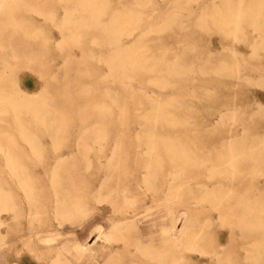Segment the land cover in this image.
<instances>
[{"label":"rangeland","instance_id":"1","mask_svg":"<svg viewBox=\"0 0 264 264\" xmlns=\"http://www.w3.org/2000/svg\"><path fill=\"white\" fill-rule=\"evenodd\" d=\"M79 1L84 2V0H0V76L4 74L3 77L1 76L0 80V93H4L5 95L17 96L21 92H25L29 97L33 95L32 97L37 98L35 99L36 102H44L43 104L39 103V105L37 103L35 104L37 105L35 107H38L37 109H39L38 115L40 114L39 112L41 109V113L45 114H41L44 117L39 116L40 119L39 117L38 119H36L37 117H33L31 113L27 114L24 111H11V107H9L10 105H4L6 106V108H9L10 111L0 113V185L4 189V191L6 190L5 194L7 198L11 197L13 192L16 193L17 191V193L19 194V198L21 199L20 201L24 205L22 193L17 189V186H15L16 183L11 180V175L8 171V164L12 157L15 158L19 150L27 149L28 146V148H43L48 151H52L54 148H56L57 150L59 149L57 152L62 153V159L60 160L63 163L61 162L62 165L61 167L57 168V172L59 174V178L62 180V186H64V188L67 186H71L70 182L66 181L65 176L69 175L68 173L70 172V167H72V164H85V158L80 157L79 155H77V153L83 151L84 149L87 150V148L89 149L91 148V146H94L93 144L97 143L99 144V147H101V145L103 147L99 148L98 145H96L97 147L95 146L96 148L94 147V149H103L105 147L104 149L106 153L111 150L110 148L114 149L113 147H115V150L120 153V156L116 159H113V161L117 163L127 162L129 166L132 167V172H134L135 164L142 167L143 161L141 159L136 160L132 156L133 153L130 151V149L136 148L137 150L138 148H145L142 147V145L147 146V143L144 142L145 140L142 138H145L146 141H151V139L149 138L155 140L156 134L159 136L162 135V137L170 136V139H165H168L167 142L170 143L172 139L177 137L178 139L175 138L174 140H177L172 142L176 144V142L180 140L181 142H178L177 145L181 147H184V144L186 143L189 151H186L187 147L185 145V149L182 148L185 152L183 153V151H180L181 147H178V149L176 145L175 147L178 150L175 149V151L174 149H172V151L174 150L173 155L175 156V154L177 153V156L178 153L180 154L182 152L181 156L184 157V160L187 156L185 160L187 164L182 158L181 160L178 158V160L180 161L179 162L178 160H176V157L175 159L173 158L174 156L172 157L174 159L173 162L171 161L173 165L172 170L175 174L174 177L176 176V174H178V171L179 175L183 176L182 177L177 175L178 178H174V185L177 183L175 185L176 188H174L175 195H173V198L175 196V199L172 198V201L170 202L171 205H169L172 208L171 210H173L174 208L175 211H169L168 207L163 206L164 201L161 200L162 198L157 201L156 199L154 200V198L158 199L161 195L154 194L150 191L149 193L146 186L142 185L143 183L141 182L140 178L142 176V171L140 169H137L136 173L131 172L129 175L125 176L123 172L117 167L112 168L113 174H118L121 179V181H117L118 188H120V190H118V195L120 197L119 202L122 206H124L123 209L131 208L132 210L134 208L136 210L138 208L136 212H140L138 215V217H140L136 219V224L139 225L136 226L135 224H133L132 227L134 226V228H131L129 227V224L124 221L120 223L116 222L115 224L118 223V225H115L113 222H111L112 219H120L122 218V216L121 214H117L118 216H112V207H110V204H108L110 203L111 199L107 198L108 192L103 191L104 193H102L101 200L103 201L104 199V201L101 204H97L94 200H88V204L85 206L86 208L82 206L84 211H81L76 215V218L78 220L75 219L76 222L73 221L71 223L72 225L74 224L73 226L70 224V222H66L64 223V226L59 228L61 229L60 234H57V231L53 230L49 235H38L36 237V244L38 248L35 249L31 247L30 253L25 255L19 264H39L45 259L49 262L51 253L47 250V248L53 244L57 247L61 246L67 241L78 242L85 245L86 247L92 248L96 264H103L105 261H112L114 259V261H116L117 263L120 258H122L123 260L126 258L124 261L121 259V264H129L133 256L137 254L139 256H142L140 253L143 247L148 246L151 249L153 246L158 245L157 243L160 242L159 238L161 237V231L165 227L168 228V226L170 228V232L179 240L183 237V235L186 234V236L183 237L184 239L182 238L181 243L180 241H178L179 247H176L177 249L179 248V250L182 248L181 251L175 248L174 252L176 254V250L179 251L175 255V260L180 258V260H178V262L180 261V263L184 261L186 263L187 260L184 259L188 258V255L190 254V251L185 250L186 248L184 241L187 235L188 237H191V235L193 234L196 235L195 232H197L198 234L199 232L204 231L203 238L205 240H211V236L214 241L217 236L222 237L223 240L220 241L221 245H219V247H225L230 242L238 241L237 243H239V238L229 240L228 237V232L230 231V229L233 228L236 232L239 231L237 224H232L236 222L234 216L236 213L246 210L244 209V206H242V204L245 205L251 202L256 212L260 213L261 211L262 213H264V207H262L264 206V181L261 180L250 183L242 180L243 182H233L225 179V177L223 176L216 175V173H214H219V163L217 161V155L220 148L218 147V145L220 146V140H217L219 138V129L217 125L219 121V113H217L219 104L217 98H219L221 95V89L219 90L218 88V79L221 78L218 75L220 68L218 66H220L219 62L221 59L219 57V52H222L220 53L221 55L225 53V49L223 50V48H221V43H225L229 45V47L233 46L240 54L248 57L251 50L250 48H248L247 44L252 41L254 35L256 34V31L253 32L254 27L250 24V20H252L253 17H249L242 20L243 31L238 29L234 33V35L229 34L231 35L229 36L226 34L227 37L229 36L227 38L225 37L226 35L222 28L223 23L221 24L220 22H226L230 19L233 21L237 19V17H235V15H238V8L236 10V6H240L244 3V6H246L250 3H256L257 1L261 2L262 0H88L94 2L93 6L92 4L90 5V2L88 3L87 0L82 5ZM135 2L137 4H135ZM138 2L140 3V5H138ZM131 3H134L135 6H133ZM84 4H86V6ZM262 5L264 6V2L262 3ZM93 8L95 9L93 10ZM132 8L133 10L136 8V10H132L133 14H135L137 11L138 15L139 10L140 14L142 12V14L139 15L140 19L143 17L141 20L136 19V17L139 18L136 14V17L131 14L132 16H134L135 20H140L138 22H143L142 24L137 23L136 25L137 21L135 22L134 18L128 15ZM141 8L145 12H143ZM127 10L129 12H127ZM96 11H103L102 14L104 13V15H100V12L97 13ZM115 11H117V14L121 17L116 15ZM92 12H96V17H94L95 14H93ZM124 13H126V18ZM221 16H224V18ZM98 17L101 21L97 19ZM114 18H118L120 21H122L119 22V20H116ZM223 19L225 21H223ZM96 21L99 22L97 23ZM125 21L127 23H125ZM129 21L130 23L128 24ZM132 22L133 24H131ZM10 23L13 25H9ZM109 23L110 25L113 24L112 26L115 27L118 25L120 27L121 24L123 25V23L124 25L120 27V32L116 33L115 35L112 34L114 32H111V26L109 25ZM260 23L261 28L259 26ZM260 23L258 24V26L263 30L262 35H264V23ZM5 25H7V28ZM247 25L249 26L247 27ZM15 26H17V30H15L14 32L13 29L15 28ZM219 26H221V30L219 29ZM117 28L118 27H116V29ZM123 29L124 31L125 29L128 30L126 31L129 33L128 36H126L127 33H125ZM148 29L151 30L149 31ZM121 30L124 33L120 34L122 32ZM109 31L111 32V34L109 33ZM133 31L135 32L134 34ZM220 31H222L223 34ZM10 32H14L15 34H11ZM242 32L244 33V35ZM118 37L121 38L122 41H125L118 43ZM123 37L127 38L124 39ZM238 40L239 42H236ZM131 44L132 46H130ZM125 46H128V48H130L129 50L133 48L134 50L136 49L135 53L134 50L128 51L127 47ZM137 46L140 48H137ZM122 49L124 52L123 57L121 55V58L118 57L120 60H118L117 58L116 61H114L115 64H112L114 65L112 67H114L115 70L113 71V68H110L109 66L111 65L110 62L113 63L111 58L114 54H112L111 51L115 50L116 52H122ZM257 50L261 53L259 54L262 55L258 59L264 66V48H257ZM125 52L129 54L127 55ZM137 53L139 55H137ZM230 54L231 52H229L228 63L233 61ZM162 55L165 57H163ZM159 56L161 58L163 57V60L159 59ZM108 59H111V61L109 62ZM147 59L149 60L150 64L148 63V61H146ZM164 59L166 61H164ZM175 59H177V61ZM181 59H184L183 63L186 62L185 64L187 67L185 66V64L181 63ZM258 59H252V61H257ZM132 60L136 61L135 64H133L134 66L130 64ZM123 61L128 62L124 63V66L122 64L121 67L120 65L117 66L116 63L120 64V62ZM144 61L147 63L143 64ZM155 62L156 64H154ZM168 63H171L170 65H173V67H170ZM176 63H179V65L181 63V67ZM242 63L244 62H241V64ZM137 65H140L141 69L138 68L139 66L136 67ZM157 65L159 66V68L157 67ZM132 66L134 68L133 71L130 70L132 69ZM174 66H177V69H179V72L177 71V73L179 74L175 73L176 67ZM182 66L186 70L182 69ZM115 67L117 68V70ZM143 67H145L146 69ZM111 69L113 75L111 74ZM123 69L125 70L124 72ZM151 69H154V71H151ZM172 69H175V71L173 70L175 74H173V72L171 74ZM181 69L182 71L184 70L183 73ZM126 70L128 71V73H126ZM138 70H140V72ZM131 71L135 72L132 73ZM151 72H154V74H151ZM123 73L125 74V76L127 74L128 75L125 77ZM167 73H169V75ZM164 76L167 79L168 83L164 81ZM119 78L121 79L119 80ZM155 78L156 80H161H157L156 82H154L153 80ZM150 80L152 81V83H150ZM164 82L166 85L164 84ZM153 83H157L155 84L156 86L153 85ZM162 83L167 86V88L163 86ZM168 84L171 87L168 86ZM256 87H254V89ZM255 90L257 92L261 91L259 92L260 94H264L263 88L257 87ZM252 94L244 93L238 95L236 98L237 107L242 108L241 106L243 103V99L247 100L248 97L254 98L256 96L254 93ZM148 95H151L150 97L152 99H149L150 97ZM113 98L115 100H113ZM153 98H155V100ZM156 99H158L160 102H158V100L156 101ZM149 100L150 103L148 102ZM153 100L160 106L154 104V102L152 103ZM167 101L168 103L172 101V103H170L171 106L167 103ZM166 103L169 107L164 106L166 105ZM262 103L264 104V99L262 100ZM42 106L45 108L43 109ZM162 106L165 108H161ZM155 107L157 108V111ZM148 109H151V112ZM45 111L48 113L46 114ZM153 112L155 113L154 115ZM156 112L164 116H160L156 114ZM173 115H176L175 117L178 118L177 120L179 122ZM149 116L153 117L150 118ZM154 116H159L156 119H161V121L159 120L158 122L164 124V127H158L159 130H157L158 128L155 130L152 127V125H154L157 121ZM168 116L171 118L169 119ZM16 117L19 118L18 120L20 122L16 121ZM162 117L168 118H166L167 120H164ZM146 118H148L147 123ZM170 120H174L173 125ZM186 120L188 121V123ZM42 121L45 123L43 124ZM150 121L151 129L153 128L154 130L150 129ZM162 121H164V123ZM182 121H184L185 123L183 122L184 124H181ZM21 122L24 124V126ZM39 122H41V124H39ZM158 122L157 124L158 126H160L161 124H159ZM165 122L168 124H166ZM169 123H171V127H169ZM167 125L169 130L166 128ZM22 126L24 128H22ZM45 128L48 129L46 130ZM101 128L104 132H102ZM49 129L51 130L49 131ZM148 129V132H151L150 134L146 132V130ZM239 129L238 133L241 134L243 130L241 129V127ZM154 131L158 132L159 134H155ZM104 133H106V136H104ZM135 134H139V138L135 137ZM94 135L95 137L97 136V138H95ZM103 136L105 139L103 138ZM24 137L27 140H25ZM98 137H101V139L104 140L101 141V139H99ZM135 138H137V140L139 139V141H137ZM94 139H97L99 141H95ZM140 141L141 144H139ZM167 142L164 143L167 145ZM135 143H138V148ZM156 143L157 146L159 144L162 145L160 147L161 149H163V142H161V144L160 141L156 139ZM166 149L167 147L165 146V149H163V151H165ZM71 153L72 155H76L72 156ZM190 153H192V156L189 155ZM193 154L195 157L193 156ZM66 155H68V157H65ZM5 157H9L7 161ZM193 158H195V160ZM48 159L50 160L51 157H48ZM48 159L45 157V160ZM90 160H92V166L94 165L95 167L97 160H95V158H91ZM36 161L37 160H35V158H33L32 160L26 158L25 156H21L20 164H22L21 167L23 168V171H25V180L27 183H32V186L36 191L35 195H37L38 198H51L52 188L50 187V180H48L50 179L48 178L50 176V169H45L43 166L38 165V161ZM181 161L184 162L182 163ZM190 161L193 162V166L191 164L192 162ZM184 163L186 165H189L184 166ZM80 167L83 168V166ZM175 167L177 172L175 171ZM26 173H28V175ZM29 174L31 175L30 178L32 179H29ZM133 174H136L138 180L140 179V185L136 182V180L131 179L133 177ZM177 179L178 181H175ZM180 184L185 185L186 189L184 188V186H180ZM128 188L130 190L129 195V192H127ZM69 190L73 191L71 189ZM177 190L179 192H177ZM145 192H147V195L143 194ZM151 193L153 196L151 195ZM136 194H139V196ZM123 195L129 199L131 198V201L127 199V201H129L130 203L132 201L134 202V200L136 201L134 203L132 202L131 205L129 203L130 206L126 208L125 206L127 205L124 201L126 199L123 198ZM210 195H214L216 197L214 198V196ZM243 195L244 197L246 195L251 197L249 198L248 196H246L244 199ZM205 196L210 198L208 199ZM241 196L243 200L241 199ZM210 199H213L214 202H209ZM238 199L241 203L238 202ZM72 200L74 201V199ZM178 201L181 203H178ZM256 204L258 205V208H261L260 210L257 208ZM96 206H98V208ZM152 206H155L156 208H154L156 210ZM143 208L144 210H142ZM157 210L159 211V213ZM167 211L169 214L167 213ZM10 212L11 210L4 213V216L7 219V226L4 227V229H6L5 232L7 233H5V236H7L5 237V244L3 243L2 246L0 245V247H2L0 248V251L4 252L3 255H0V264H14V259L10 254V247L11 245H13L14 241L11 238L12 235L10 231H8L10 229V226L12 225V212ZM50 212L51 211L43 214V220L41 223H48V220H51V223L57 224L56 220L53 217V214H50ZM146 212L148 214H146ZM110 216H112L113 218H110ZM126 216H129L128 213L126 214ZM157 217L158 219L153 220V218ZM10 218L11 220L8 221ZM164 218L166 219L163 221ZM208 219H210L211 221H207ZM123 223H125V226ZM112 226H115L116 228H113ZM140 227L142 228V230ZM207 227L209 229H207ZM117 229L119 230V232L117 231ZM109 230L111 234L109 233ZM181 231H183L184 233ZM208 231L211 232L209 233ZM153 232H155L154 235L152 234ZM119 233H122L123 235ZM139 236H143L141 238V240L143 239V244L141 246H145H143L142 248L137 245V237ZM132 241H136V244ZM152 243H155V245H153ZM133 244H135V246L139 249L136 248ZM123 248L126 249L123 251ZM137 250H139L140 253ZM133 252L137 254L134 255ZM198 253H196L195 255L197 257L196 260H198L199 258L203 259V262L200 264L210 263V261H212L210 257H208V255L204 257L203 254L201 255V253H199L198 255ZM142 257H145L143 261L148 262V260H146V256ZM262 257L264 258V253H262ZM127 258L129 262H127ZM149 260L150 262H154L151 259ZM48 262H46L45 264H47ZM142 264L150 263L144 262Z\"/></svg>","mask_w":264,"mask_h":264},{"label":"bare ground","instance_id":"2","mask_svg":"<svg viewBox=\"0 0 264 264\" xmlns=\"http://www.w3.org/2000/svg\"><path fill=\"white\" fill-rule=\"evenodd\" d=\"M86 0H84L85 2ZM88 1V0H87ZM93 1V0H92ZM92 1H88V3L92 6L94 4V2ZM241 1V0H240ZM80 2V1H79ZM83 1L80 2L81 5L84 3ZM92 2V3H91ZM151 2V1H150ZM262 3L264 2V0L261 1ZM261 2H256V3H250L246 6H244V4L240 5V6H236V10L238 8V15H235V17H237V19L235 20H229V21H226V22H220L223 26V31L225 32V35H229V34H233L238 30H242L243 28V25H242V20L243 19H247L249 17H253L252 20H250V24L254 27L253 28V32L256 31V34L254 35L252 41L247 44L248 48H250L251 52H250V55L248 57H246L245 55H242L240 54L236 48H234L233 46H230L225 44V43H221V48H223V50L225 49V53L223 55H221L220 53L222 52H219V57L221 58L220 59V67L219 68V76L221 77L220 79H218V88L219 90L221 89V95L219 98H217L218 100V111L217 113H219V121H218V129H219V138L217 140H220L219 143H220V146L218 145L219 148V153L217 155V161L219 163V173L217 174V172H214L216 173V175H220V176H223L225 177V179H228L230 181H242V180H245L247 182H250V183H253V182H256V181H264V104L262 103V100L264 99V94H260L259 92H257L255 89L257 87H260V88H263L264 89V66L262 65L261 61H259V57L262 56L260 55L261 53L257 50V48H264V38L262 35V29L261 28V23L260 22H263L264 23V6L262 5ZM133 6L134 3H131ZM135 4H137L135 2ZM150 4V3H149ZM239 4V3H238ZM237 4V5H238ZM86 6V4H84ZM138 5H140V3L138 2ZM144 5V4H143ZM137 6V5H136ZM1 7V5H0ZM89 7V5H88ZM124 7V5H123ZM140 7V6H139ZM142 7V6H141ZM128 8V7H127ZM126 8V9H127ZM131 8V7H130ZM95 8H93L94 10ZM125 9V8H124ZM119 10V9H117ZM130 10V9H129ZM132 10L133 8L131 9V13L127 10V12H129L128 15H130L131 17L134 18L135 14L137 15V11L135 14L132 13ZM136 10V8L134 9ZM133 10V11H134ZM141 10L143 11V9L141 8ZM235 10V11H236ZM98 11V10H97ZM96 11V12H97ZM140 11V10H139ZM138 11V17L140 14V12ZM96 12L93 13L95 14L92 15L94 17H96ZM100 12V15L102 14L101 11ZM97 12V13H99ZM116 12V15L117 14V11ZM119 12V11H118ZM145 12V11H143ZM234 12V11H233ZM113 13V12H112ZM123 13V12H121ZM215 13V12H214ZM224 13V12H223ZM229 13V12H228ZM237 13V12H236ZM125 14V18H126V13ZM131 14H133L134 16H132ZM227 14V12H226ZM104 15V13L102 14ZM115 15V16H116ZM211 15V14H210ZM209 15V16H210ZM219 15V14H218ZM99 16V15H98ZM114 16V15H113ZM120 16V15H118ZM144 16V15H143ZM213 16V15H212ZM220 16V15H219ZM227 16V15H226ZM229 16V15H228ZM233 16V15H232ZM121 17V16H120ZM136 17V16H135ZM142 17V16H141ZM145 17V16H144ZM211 17V16H210ZM224 18V16H221ZM143 18V17H142ZM141 18V19H142ZM227 18V17H226ZM232 18V17H230ZM94 19V18H93ZM98 20L99 17L97 18ZM96 19V20H97ZM116 20H119L118 18H114ZM122 19V18H121ZM124 19V18H123ZM129 19V18H128ZM131 19V18H130ZM136 19H140L136 17ZM140 19V20H141ZM146 19V18H145ZM112 20V18H111ZM138 20V21H140ZM227 20V19H226ZM262 20V21H261ZM70 21V20H69ZM101 21V20H100ZM122 21V20H121ZM119 20V22H121ZM132 21V20H131ZM134 21L136 22L137 20H135L134 18ZM133 21V22H134ZM136 22V25L137 23H143V22ZM219 21V20H218ZM217 21V22H218ZM223 21H225L223 19ZM97 22V21H96ZM99 22V21H98ZM97 22V23H98ZM109 22V21H108ZM111 22V21H110ZM114 22V21H113ZM118 22V21H117ZM133 22L131 24H133ZM13 23V22H12ZM68 23V21H67ZM125 23H127L125 21ZM130 23V21L128 22V24ZM216 23V22H215ZM219 23V22H218ZM260 23V24H259ZM262 23V24H263ZM15 24V23H14ZM94 24V22H93ZM105 24V23H104ZM108 24V23H107ZM115 24V23H114ZM121 24V23H120ZM127 24V25H128ZM260 28H259V26ZM9 25H13V24H9ZM9 25H8V28H9ZM16 25V24H15ZM110 25V23H109ZM108 25V26H109ZM113 25V24H112ZM111 26V32H114L112 34H115L116 33H119L120 32V27L124 25L121 24V26L118 27L116 29L115 26ZM135 25V23H134ZM6 28H7V25H5ZM4 26V27H5ZM105 26V25H104ZM249 25H247L248 27ZM107 27V26H106ZM113 27V28H112ZM129 27V25H128ZM131 27H134V26H131ZM137 27V26H136ZM218 27V26H217ZM221 26H219V29H220ZM258 27V28H257ZM263 27V26H262ZM14 28V27H13ZM16 28V29H15ZM15 28L13 29V31L15 32V30H17V26H15ZM104 28V27H103ZM124 28V27H123ZM130 28V27H129ZM105 29V28H104ZM122 29V28H121ZM152 29V28H151ZM151 29H148L149 31ZM147 30V31H148ZM159 30V29H158ZM221 30V29H220ZM122 31V30H121ZM124 31V29H123ZM121 32L120 34L122 33H127L126 36H128V30L125 29L124 32ZM132 31V30H130ZM135 31V30H134ZM133 31V34L135 33ZM243 31V30H242ZM14 32H10L11 34H13ZM19 32V31H18ZM111 32L109 31V33L111 34ZM145 32V31H143ZM153 32V31H151ZM222 33V31H220ZM240 32V31H239ZM245 32V31H244ZM20 33V32H19ZM18 33V34H19ZM243 33V32H242ZM15 34V33H14ZM132 34V33H131ZM146 34V33H145ZM223 34V33H222ZM114 35V36H115ZM227 35L225 37H227ZM244 35V33H243ZM242 35V37H243ZM13 36V35H12ZM113 36V35H112ZM118 36V35H117ZM121 36V35H120ZM119 36V37H120ZM130 36V35H129ZM231 36V35H229ZM228 36V37H229ZM110 37V36H109ZM118 37V38H119ZM143 37V36H142ZM227 37V38H228ZM245 37V36H244ZM116 38V37H115ZM124 39H126L127 37H123ZM239 38V37H238ZM230 39V38H229ZM234 39V38H233ZM241 40V39H240ZM112 41V40H111ZM118 41V40H117ZM125 41V40H124ZM122 41L121 38H119V42H124ZM116 42V41H114ZM140 42V41H139ZM224 42V41H223ZM236 42H239L236 41ZM135 43V42H134ZM111 44V43H110ZM109 44V45H110ZM113 44V42H112ZM111 44V45H112ZM119 45V44H118ZM123 45V44H121ZM135 45V44H133ZM138 45V44H137ZM132 46V44L130 45ZM111 47V46H110ZM121 47V46H119ZM118 47V48H119ZM127 47L128 51H133V49L129 50L130 48H128V46H125ZM136 47V46H134ZM137 48H140L137 46ZM115 49V48H114ZM121 49V48H120ZM143 49V48H142ZM113 50V48H112ZM118 50V49H117ZM136 50V49H135ZM135 50H134V53H135ZM145 50V49H144ZM126 51V49H125ZM127 51V52H128ZM139 51V50H138ZM222 51V50H221ZM115 50L114 51H111L112 54H114L112 56V61L113 63H111V59H108V61L110 62L111 65L110 68L114 65L112 64H115L114 61H116V59L118 57H120L122 55L123 57V49H122V52L119 51V52H116ZM125 52L127 55L129 53ZM229 52H231V57L233 59L232 62L228 63V57H229ZM122 53V54H121ZM260 53V54H259ZM125 54V56H126ZM133 54V53H132ZM142 54V53H141ZM109 55V56H110ZM131 55V53H130ZM137 55H139L137 53ZM221 55V56H220ZM133 56V55H132ZM144 56V55H143ZM163 56V55H162ZM130 57V56H129ZM135 57V56H134ZM141 57V55H140ZM139 57V58H140ZM160 57V56H159ZM165 57V56H163ZM163 57L159 58V59H162L163 60ZM252 57V58H251ZM121 58V57H120ZM131 58V57H130ZM129 58V59H130ZM133 58V57H132ZM138 58V56H137ZM115 59V60H113ZM158 59V58H157ZM158 59V60H159ZM231 59V60H232ZM252 59H258L257 61H252ZM118 60H120L118 58ZM122 60V59H121ZM137 60V59H136ZM161 60V61H162ZM177 61V59H175ZM180 60V58H179ZM261 60V59H260ZM125 61V60H124ZM120 62L119 63H116L117 66L120 65L121 67V64L123 65L124 63L128 62ZM146 61H148L149 63V60L147 59ZM160 61V62H161ZM164 61H166L164 59ZM163 61V62H164ZM174 61V60H173ZM175 61V62H176ZM181 63L182 64H185L186 62L183 63L184 59H181ZM186 61V59H185ZM188 61V60H187ZM119 62V61H118ZM135 60L131 61L130 64L133 65L135 64ZM151 62V61H150ZM162 62V63H163ZM174 62V63H175ZM179 62V61H178ZM241 62H244L241 64ZM108 63V62H107ZM142 63V62H141ZM146 64L147 62H143V64ZM153 63V62H152ZM172 63V62H171ZM171 63H168V65H170ZM179 65V63H176L177 65H179L181 67V64ZM264 63V61H263ZM109 64V63H108ZM129 64V65H130ZM139 64V63H138ZM150 64V63H149ZM156 64V62L154 63ZM160 64V63H159ZM173 64V63H172ZM78 65V64H77ZM125 65V64H124ZM123 65V66H124ZM162 65V64H161ZM161 65H160V68H161ZM174 65V64H173ZM173 65L170 67H173ZM188 65V63H187ZM134 66V65H133ZM133 66H132V70L133 71ZM139 66V67H138ZM186 66V64H185ZM119 67V68H120ZM127 67H128V63H127ZM136 67L140 68V65H137ZM142 67V66H141ZM156 67V66H155ZM157 67L159 68V66L157 65ZM169 67V66H168ZM169 67V68H170ZM176 67V71L175 69H172L171 71V74L173 72V70L175 71L176 74H179L177 73V71L179 72V69H177V66H174ZM187 67V66H186ZM113 68V71L115 70L114 67ZM116 68V67H115ZM118 68V69H119ZM145 68V67H143ZM150 68V67H149ZM152 68V66H151ZM166 68H167V65H166ZM168 68V69H169ZM179 68V67H178ZM121 69V68H120ZM119 69V70H120ZM141 69V68H140ZM146 69V68H145ZM144 69V71H145ZM164 69V68H163ZM182 69L186 70L185 68H183L182 66ZM181 69V71H182ZM188 69V68H187ZM117 70V68H116ZM118 70V71H119ZM122 70V69H121ZM128 70V68H127ZM126 70V73H128V71ZM129 70V71H130ZM170 70V69H169ZM183 70V71H184ZM189 70V69H188ZM218 70V69H217ZM125 70L123 69V72ZM131 71V72H132ZM137 71V69H136ZM140 72V70H138ZM150 71V69H149ZM151 71H154V69ZM167 71V70H166ZM165 71V72H166ZM182 71V73H183ZM135 72V71H134ZM132 72V73H134ZM148 72V71H146ZM156 72V71H155ZM164 72V71H163ZM116 73V72H115ZM121 73V72H119ZM173 72V74H175ZM111 74H112V69H111ZM110 74V75H111ZM149 74V73H148ZM151 74H154V72H151ZM169 75V73H167ZM4 75V74H3ZM3 75H1L3 77ZM113 75V74H112ZM122 75V74H120ZM123 75L125 76V74L123 73ZM128 75V74H127ZM126 75V76H127ZM165 75V74H164ZM1 76H0V80H1ZM125 76V77H126ZM130 76V75H129ZM167 76V75H166ZM176 76V75H174ZM113 77V76H112ZM162 77V76H161ZM171 77V75H170ZM173 77V76H172ZM115 78V77H114ZM113 78V79H114ZM118 78V76H117ZM130 78V77H129ZM165 78V76L163 77V79ZM179 78V77H177ZM121 78H119L120 80ZM162 79V80H163ZM173 79V78H171ZM116 80V79H115ZM123 80V79H122ZM158 80V79H157ZM156 78L153 80L154 82L157 81ZM161 80V79H159ZM158 80V81H159ZM151 81V80H150ZM149 81V82H150ZM167 82V79L165 78V80ZM117 82V81H116ZM127 82V81H126ZM125 82V83H126ZM152 83V81L150 82ZM161 83V81H160ZM168 83V82H167ZM124 84V83H123ZM157 84V83H155ZM153 83V85H155ZM159 84V83H158ZM163 84V83H162ZM165 84V82H164ZM163 84V86H165ZM170 84V83H169ZM168 84V86H170ZM172 84V83H171ZM129 85V84H128ZM126 86V84H125ZM156 86V85H155ZM257 86V87H256ZM128 87V86H127ZM158 87V86H157ZM156 87V88H157ZM162 87V86H161ZM167 88V86H165ZM171 87V86H170ZM169 87V88H170ZM254 87H256L254 89ZM163 88V87H162ZM160 89V88H159ZM163 90H166V89H163ZM254 91V92H253ZM219 92V91H218ZM244 93H254L255 97L254 98H249L247 100H244L243 99V103H242V108H238L237 107V103H236V98L238 95L240 94H244ZM220 94V93H219ZM111 95V93H110ZM253 95V94H252ZM33 96V95H32ZM29 97L25 92H21L19 95L17 96H14V95H5L4 93H0V113L1 112H8V111H18V112H21V111H24L26 112L27 114L31 113L33 115V117H37L36 119H38V117L40 116H43L41 114H44V113H41V110H40V114L38 115V111L39 109H37L38 107H35L37 105H35L36 103L39 105V103L43 104L42 102H36L35 99H37L36 97ZM149 97L151 95H148ZM219 96V95H218ZM217 96V97H218ZM251 96V95H250ZM45 97V96H44ZM113 97V96H112ZM111 97V98H112ZM147 97V96H145ZM153 97V96H152ZM43 99V98H42ZM46 99V98H45ZM44 99V100H45ZM149 99H152L151 97ZM155 100V98H153ZM252 99V100H251ZM112 100V99H111ZM113 100H115L113 98ZM112 100V101H113ZM154 100L152 101V103L154 102ZM158 99H156L157 101ZM39 101V99H38ZM42 101V100H41ZM170 101V100H168ZM167 101V103H168ZM46 102V101H45ZM114 102V101H113ZM118 102V101H117ZM116 102V103H117ZM150 103V100L148 101ZM158 102H160L158 100ZM164 106H167L168 104L170 105V103H172V101L170 103H168ZM40 104V106H41ZM154 104L158 105L156 102H154ZM162 104V103H161ZM165 104V103H163ZM174 104V103H173ZM172 104V105H173ZM3 105V106H2ZM4 105H10L9 107H11V109L9 110V108H6V106ZM39 106V107H40ZM44 106V105H43ZM42 106V107H43ZM160 106V105H158ZM171 106V105H170ZM169 107V106H167ZM166 107V108H167ZM45 107H43L44 109ZM156 108V107H155ZM161 108H165V107H161ZM153 109V108H151ZM151 109H148L149 111ZM159 109V107H158ZM102 110V109H101ZM100 110V111H101ZM161 110V109H160ZM164 110V109H163ZM166 110V109H165ZM155 111V110H154ZM156 111H157V108H156ZM43 112V111H42ZM46 112V111H45ZM112 112V111H111ZM151 112V111H150ZM159 112V111H158ZM164 112V111H163ZM167 112V111H166ZM48 112H46L47 114ZM165 113V112H164ZM170 113V112H169ZM146 114V112H145ZM151 114V113H150ZM155 113L153 112V115ZM156 114H158L156 112ZM167 114V113H166ZM172 114V113H171ZM169 114V115H171ZM174 114V113H173ZM45 115V114H44ZM112 115V113H111ZM125 115V114H124ZM147 115H148V112H147ZM160 116H164V115H161V114H158ZM168 115V114H167ZM145 116V115H144ZM156 116V115H155ZM154 116V117H155ZM174 116V115H173ZM176 116V115H175ZM174 116V117H175ZM39 117V119H40ZM44 117V116H43ZM42 117V118H43ZM46 117V116H45ZM150 118L153 117V116H149ZM159 117V116H158ZM158 117H155L158 118ZM169 117V116H168ZM168 117H162L164 120ZM149 118V120H150ZM171 117H169L170 119ZM16 121H19L18 117L15 118ZM148 118H146V123H147V120ZM154 119V118H153ZM154 119V120H155ZM175 119L177 120L178 118L175 117ZM46 120V119H45ZM152 120V121H154ZM157 120V119H156ZM161 121V119H159ZM157 120L155 122L154 125H152V127L156 130L158 127L159 128H162L164 127V124H161L159 123ZM167 120V119H166ZM182 120V119H180ZM185 120V119H184ZM39 121V120H38ZM144 121V120H143ZM178 121V120H177ZM187 121V120H186ZM190 121V120H189ZM20 122V121H19ZM43 122V121H42ZM145 122V121H144ZM157 122L159 124H161L160 126H158ZM164 123V121H162ZM172 122V125L174 123V120L171 121ZM179 122V121H178ZM177 122V123H178ZM184 121H182L181 124H184L183 123ZM22 123V122H21ZM45 122H43L44 124ZM166 123V122H165ZM176 123V122H175ZM188 123V121H187ZM23 124V123H22ZM39 124H41V122H39ZM150 129H151V121H150ZM148 124V125H149ZM168 124V123H166ZM165 124V126H166ZM179 124V123H178ZM18 125V124H17ZM47 125V123H46ZM146 125V124H145ZM169 127H171V123H169ZM176 125V124H175ZM16 126V125H15ZM19 126H20V123H19ZM24 126V124H23ZM22 126V128H24ZM45 126V125H44ZM43 126V127H44ZM50 126V125H49ZM53 126V125H52ZM241 127V129L243 130L241 134L238 133V129ZM144 127V126H143ZM148 127V126H147ZM181 127V126H180ZM184 127V126H183ZM49 128V127H48ZM47 128V129H48ZM53 128V127H52ZM146 128V127H145ZM151 129V130H154V129ZM159 128L157 130H159ZM168 130V125L166 127ZM46 129V128H45ZM46 129V130H47ZM217 129V130H218ZM51 129H49L50 131ZM102 130V128H101ZM165 130V129H164ZM240 130V129H239ZM20 131V130H19ZM100 131V130H99ZM148 130H146V132H148ZM166 131V130H165ZM21 132V131H20ZM102 132H104L102 130ZM24 133V132H23ZM149 134L151 132H148ZM147 133V134H148ZM153 133V132H152ZM154 133H158V132H155ZM25 134V133H24ZM100 134V132H99ZM106 133H104V136ZM142 134V133H141ZM144 134V133H143ZM148 134V135H149ZM154 134V136H155ZM159 134V133H158ZM26 135V134H25ZM96 135V134H95ZM94 135V137H95ZM102 135V134H101ZM137 138H139V134H135ZM24 136V135H23ZM103 136V138H104ZM141 136V135H140ZM152 136V137H154ZM157 136V137H156ZM155 138L157 140L161 142H163V149H165V146L167 147V151H163V149H161L160 146L162 145H158L157 146V143H156V139L155 140H152V138H149L151 139V141L147 140L145 138H142L144 139L147 143V146H143L142 147H145V148H138V143H135L136 146H137V150L136 148H132L130 149V151L133 153V157L137 160V159H141L143 162H142V167L138 166L135 164L134 166V172H132V167L129 166V164L127 162H114L113 159H116L120 156V153L117 152V150H115V147H113L114 149L110 148L111 150H109V152L106 153L105 151V147L103 149H99L101 147H103L101 144V147H99V144H93L94 146L91 148H87V150H83V151H80L77 153V155H79L80 157L82 158H85L84 159V162L85 164L82 165L80 163H73L72 164V167H70V172L68 173L69 175L65 176V179L67 182H70L71 186L70 187H65L62 186V180L59 178V174L57 172V168L61 167L62 165V161L60 159H62V153L60 152H57L58 150L56 148H52L53 150L52 151H48V150H45V149H41V148H34V147H30L27 149H21L18 151V153L16 154L15 158L12 157V159L9 161V172H10V175H11V180L13 182L16 183L15 186H17V189L22 193V196H23V203L24 205L22 204V202L20 201L21 199L19 198V194L15 192H13L12 196L7 198L6 194H5V191L4 189L1 187L0 185V245L2 246V244L5 242V230L4 227L7 226L6 225V221L7 219L5 218L4 216V213L6 211H9L11 210V218H12V225L10 226V229L8 231H10L11 235H12V239H13V245H11L10 247V254L12 255L13 259H14V264H19L20 261L23 259V257L27 254L30 253L31 251V247L37 249L38 246L36 244V237L38 235H49L51 234V232L53 230L57 231V234H60V231L61 229H59L60 227L64 226L65 224L64 223H69L70 224L77 219L76 218V215L81 212V211H84L83 210V207H85L88 203V200H94L97 204H101L103 201L101 200V196H102V193H104L103 191H107L108 192V196L107 198L111 199L110 204L109 206L112 207L111 209V214L112 216H115L117 214H121L122 218L120 219H115L111 222H113L114 224L116 222H126L127 224H129V227L131 228H134V226L132 227L133 224H135L136 226H138L139 224H136V219L139 218L138 215L140 212H136V210L138 209H132L131 208H128V209H123L124 206L121 205V203L119 202V195H118V190H120V188H118V185H117V181H121L119 175H114L113 174V171H112V168L114 167H117L118 169H120L123 174L125 176L129 175L131 172L132 173H136V170L137 169H140L142 171V176L140 177L141 178V182L143 183L142 185H145L148 192H152L154 194H160L161 196L157 199V198H154V200L156 199L157 200H160V198H162L161 200L164 201V205L163 206H166L168 207V210L170 211L172 208L170 207V202L172 201V198H173V195L174 194V188L175 185H174V178L179 175V171H178V174H176V176L174 177V171L172 170L173 168V165H172V162L174 161L175 157L177 158L176 160H178V158L181 160V158L183 159L184 157L181 156L182 152L176 156L173 155V151L176 149L178 150L181 146L177 145L178 142H181L180 140L178 142L173 143L172 141H176L174 139H172V141L169 143L167 142V140H165L166 138H169V137H162L157 135L156 134ZM197 137V136H196ZM195 137V138H196ZM25 138V137H24ZM97 138V136L95 137ZM99 138V137H98ZM137 138H135L137 140ZM141 138V137H140ZM147 138V137H146ZM185 138V137H184ZM198 138V137H197ZM101 139V137L99 138ZM105 139V138H104ZM104 139H101L104 140ZM140 139V140H142ZM154 139V138H153ZM170 139V138H169ZM188 139V138H187ZM186 139V140H187ZM216 139V138H215ZM25 140H27L25 138ZM95 140V139H94ZM97 140V139H96ZM95 140V141H96ZM165 140V141H164ZM189 140V139H188ZM94 141V142H95ZM99 141V140H97ZM100 141V142H101ZM139 141V139L137 140ZM149 141V142H148ZM170 141V140H169ZM183 141V140H182ZM198 141V140H197ZM196 141V142H197ZM29 142V141H28ZM118 142V141H117ZM116 142V143H117ZM136 142V141H135ZM164 142H167V145L164 143ZM189 142V141H188ZM27 143V142H26ZM156 143V144H155ZM185 143V142H184ZM192 143V142H190ZM199 143V142H198ZM141 144V141L140 143ZM162 144V143H161ZM183 144V143H181ZM180 144V145H181ZM98 145V149H94V147ZM115 145V144H114ZM177 145V148L175 147ZM186 143L184 144V147H185ZM140 146V145H139ZM190 146V144H189ZM194 146V145H193ZM97 147V146H96ZM95 147V148H96ZM141 147V146H140ZM175 147V148H174ZM183 146L181 147V150L180 151H183L184 150L182 148H184ZM186 151H189L188 150V146L186 145ZM109 148V147H108ZM191 148V147H190ZM17 149V148H16ZM56 149V150H55ZM172 149H174L172 151ZM185 149V148H184ZM108 150V149H107ZM175 150V151H176ZM91 151H94V152H91ZM178 152V151H177ZM67 153V152H66ZM188 154V152H187ZM186 154V155H187ZM192 153H190L189 155H191ZM72 155V153H71ZM70 155V156H71ZM76 154L72 155V156H75ZM92 155V156H91ZM184 155V154H183ZM188 155V156H189ZM21 156H25L26 158L28 159H32L35 158V160L38 161V165H41L43 166L45 169L49 168L50 169V176L48 178V180H50V187L52 188V196L51 198H47V197H41V198H38L37 195H35L36 191H35V188L32 186V183H27L26 180H25V175H24V172L23 171V168L21 167L22 164H20L21 162ZM64 156V155H63ZM174 156V157H173ZM192 156V155H191ZM194 156V154H193ZM45 157L48 159V157H51V159L48 161V160H45ZM65 157H68V155H66ZM95 158V160H97V163L95 164V167L94 165L92 166V160H90L91 158ZM174 159H173V158ZM187 157V156H186ZM186 157H185V160H186ZM195 157V156H194ZM6 158V161L8 160L7 157ZM74 158V157H73ZM77 158V157H76ZM81 158V159H82ZM129 158V157H128ZM189 158V157H188ZM192 158V157H190ZM173 159V160H172ZM195 160V158H193ZM68 160V158H67ZM105 160V161H103ZM130 160V159H129ZM176 160H175V164H176ZM184 160V159H183ZM184 160V161H185ZM191 160V159H190ZM193 160V161H194ZM30 161V160H29ZM36 161V162H37ZM70 161V160H69ZM107 161V162H106ZM134 161V160H133ZM172 161V162H171ZM179 161V160H178ZM184 161H181L182 163ZM189 161V160H188ZM187 161V162H188ZM62 162V163H61ZM180 162V161H179ZM177 162V163H179ZM192 162V161H190ZM186 163V161H185ZM183 164L184 166H188L186 164ZM196 163V162H195ZM192 166H193V162L191 163ZM217 165V164H216ZM35 166V165H33ZM80 166H83V168H81ZM175 166V165H174ZM94 167V168H93ZM191 167V166H189ZM5 168V167H4ZM93 168V169H92ZM187 168V167H186ZM35 170V169H34ZM91 170V171H90ZM7 171V170H6ZM90 171V172H88ZM162 171V172H161ZM175 171H176V167H175ZM38 172V171H37ZM177 172V171H176ZM181 172V171H180ZM36 173V172H35ZM44 173V172H43ZM28 175V173H26ZM39 174V173H38ZM37 174V175H38ZM182 174V173H181ZM213 174V172H212ZM9 175V176H10ZM40 175V174H39ZM30 174H29V179H32L30 178ZM131 176V175H130ZM179 176H182V175H179ZM215 176V175H213ZM47 177V176H46ZM183 177V176H182ZM133 180H136V182L139 184V181L140 179L138 180L136 174L134 175L133 174V177L131 178ZM129 180V178H128ZM175 181H178L175 180ZM115 182V183H114ZM243 182V181H242ZM129 183V182H128ZM0 184H1V181H0ZM36 184V183H35ZM40 184V183H39ZM136 184V183H135ZM184 184V182H183ZM133 185V184H132ZM140 185V184H139ZM138 185V186H139ZM37 186V185H36ZM135 186V185H134ZM178 186V185H177ZM180 186H184L185 188V185H181ZM47 187V186H46ZM133 187V186H132ZM142 187V186H141ZM134 188V187H133ZM145 188V189H146ZM180 188V187H179ZM188 188V187H187ZM69 189L73 190V191H70ZM141 189V188H139ZM186 189V188H185ZM129 192V188L127 189ZM179 190V189H178ZM177 190V192H179ZM124 191V190H123ZM138 191V189H137ZM146 191V190H145ZM176 191V190H175ZM122 192V191H121ZM133 192V191H132ZM131 192V193H132ZM144 192V191H143ZM149 192V193H150ZM230 192V191H229ZM147 192L143 193L145 195ZM151 193V195H152ZM51 194V193H50ZM107 194V193H106ZM122 194H125V193H122ZM130 194V192L128 193V195ZM21 195V194H20ZM139 196V194H136ZM134 195V196H136ZM124 196V195H123ZM122 196V197H123ZM127 196V195H126ZM149 196V195H148ZM153 196V195H152ZM177 196V195H176ZM210 196H214V195H210ZM248 196V195H246ZM245 196V197H246ZM106 197V196H104ZM150 197V196H149ZM156 197V196H155ZM207 197V196H205ZM216 196H214L215 198ZM244 197V195H243ZM244 197V199H245ZM249 197V196H248ZM251 197V196H250ZM249 197V198H250ZM74 199V201L72 199ZM103 198V197H102ZM105 198V199H107ZM126 203L127 206H125L126 208L129 207L132 202L130 203L129 201H127V197H123ZM139 198V197H138ZM145 198V197H144ZM147 198V197H146ZM204 198V197H203ZM208 199L210 197H207ZM131 199V198H130ZM129 199V200H130ZM153 199V198H152ZM175 199V196L174 198ZM183 199V198H182ZM218 199V197H217ZM216 199V200H217ZM241 199H242V196H241ZM247 199V198H246ZM255 199V198H254ZM133 200V199H132ZM215 200V201H216ZM239 200V199H238ZM243 200V199H242ZM131 201V200H130ZM136 200H134L135 202ZM147 201V200H146ZM145 201V202H146ZM150 201V200H149ZM152 201V200H151ZM203 201V200H202ZM213 201V199H210L209 202ZM133 202V203H134ZM162 202V201H161ZM182 202V200H181ZM178 201V203H181ZM206 202V201H205ZM208 202V201H207ZM214 202V201H213ZM239 203L240 200L238 201ZM245 202V201H243ZM251 202V201H250ZM255 202V201H254ZM106 203V201H105ZM130 203V205H129ZM153 203V202H152ZM212 203V202H211ZM247 203V202H246ZM252 203V202H251ZM251 203H247V204H242V206H244V211L242 212H239V213H236L235 216H234V219L236 220V222L232 223V224H237L238 228H239V231L236 232L235 229H230V231L228 232V237H229V240L230 239H234V238H239V243L237 242H230L228 243L227 246L225 247H222L219 245H221L220 241L223 240L222 237L220 236H217V238L215 239V241L212 239V236H211V240H205L203 237H204V231L202 232H199L196 235H191V237L187 235L184 243H185V250L187 251H190V254L188 255V258H185L184 260H187V262L185 263L184 262H181L180 261L178 262V260H180V258L176 259L175 260V255L181 251V249L179 250V248L177 249L176 247H179V242L181 243V240L183 237L186 236L183 235V237L179 240L178 238H176L171 232H170V228L168 226V228H163V230L161 231L162 233L160 234L161 237L159 238L160 239V242L157 243L158 245L156 246H153L151 249L147 246V247H143L141 246L143 244V239L141 240V236L137 237V241H138V246L140 248L143 247V249L141 250V253L139 250V253L142 255V256H146L148 260L147 261H143V259H145V257L143 258L142 256H139L137 253H134L133 254H137L135 256H133L132 260L130 261L129 264H142L144 262L146 263H150V264H200L203 262V259L202 258H199L198 260H196V253H201V255L203 254V256H207L210 257V259L212 261H210V263H205V264H264V258L262 257V253L263 250H264V213H262L260 211L259 212H256V210H254L255 208L253 207V204ZM96 204V205H97ZM160 204V205H161ZM166 204V205H165ZM170 204V205H169ZM173 204V203H172ZM134 205V204H133ZM151 205V204H150ZM149 205V206H150ZM175 205V204H174ZM184 205V204H183ZM240 205V204H239ZM257 205V204H256ZM83 206V207H82ZM102 206V205H101ZM241 206V205H240ZM98 208V206H96ZM146 207V206H145ZM153 207V206H152ZM155 207V206H154ZM153 207V208H154ZM175 207V206H174ZM260 207V206H259ZM264 207V206H262ZM82 208V209H81ZM86 208V207H85ZM96 208V209H97ZM102 208H106V207H102ZM101 208V209H102ZM156 208V207H155ZM154 208V209H155ZM242 208V207H241ZM257 208H258V205H257ZM50 209V210H49ZM141 209V208H140ZM139 209V210H140ZM157 209H158V204H157ZM164 209V208H163ZM161 209V210H163ZM243 209V208H242ZM259 210L261 208H258ZM264 209V208H263ZM99 210V209H98ZM144 210V208L142 209ZM149 210V209H148ZM151 210V208H150ZM156 210V209H155ZM258 210V211H259ZM50 212V214L52 213L53 214V217L54 219L56 220L57 224H53L51 223L49 220H48V223L47 222H42L43 220V214H45L46 212ZM158 211V210H157ZM171 211H175L174 208L173 210ZM231 211V210H230ZM149 212V211H147ZM146 212V214H148ZM151 212V211H150ZM153 212V210H152ZM161 212V211H160ZM9 213V212H8ZM102 213V212H100ZM128 213V217L126 216V214ZM159 213V211H158ZM168 213V211H167ZM173 213V212H172ZM104 214V213H103ZM161 214V213H160ZM163 214V213H162ZM169 214V213H168ZM167 214V215H168ZM9 215V214H8ZM102 215V214H101ZM219 215V214H218ZM228 215V214H227ZM231 215V214H230ZM110 216V218L112 217ZM118 216V215H117ZM217 216V215H216ZM107 217V216H106ZM120 217V216H119ZM155 217V216H154ZM170 217V216H169ZM173 217H174V214H173ZM220 217V216H219ZM230 217V216H229ZM11 218L8 220L10 221ZM113 218V217H112ZM118 218V217H117ZM225 218V217H224ZM52 219V218H51ZM156 220L158 219L157 218H153V220ZM159 219H160V215H159ZM166 218L163 219V221L165 220ZM168 219V218H167ZM222 219V218H221ZM220 219V221H221ZM78 220V219H77ZM104 220V219H103ZM107 220V219H106ZM109 220V219H108ZM210 219H208L207 221H209ZM219 220V219H218ZM140 221V220H139ZM174 221V220H172ZM206 221V222H207ZM211 221V220H210ZM209 221V222H210ZM216 221V220H215ZM110 222V221H109ZM206 222H205V228H206ZM208 222V223H209ZM55 223V222H54ZM108 223V222H107ZM164 223V222H163ZM162 223V224H163ZM175 223V222H174ZM225 223V222H224ZM122 224V223H121ZM120 224V225H121ZM124 226H125V223H123ZM126 224V225H127ZM153 224H154V221H153ZM166 224V223H165ZM171 224V223H170ZM212 224V223H211ZM68 225V224H67ZM72 225V224H71ZM70 225V226H71ZM74 225V224H73ZM72 225V226H73ZM110 225V224H109ZM115 225H118L115 224ZM131 225V226H130ZM217 225V224H215ZM219 225V223H218ZM122 226V225H121ZM120 226V227H121ZM123 226V227H124ZM165 226V225H164ZM172 226V225H171ZM211 226V225H210ZM109 227V226H108ZM113 227V226H112ZM111 227V228H112ZM115 227V226H114ZM113 227V228H114ZM201 227V226H199ZM72 228V227H71ZM70 228V230H71ZM116 228V227H115ZM141 228V227H140ZM147 228V227H146ZM162 228V227H161ZM193 228V227H192ZM222 228V226H221ZM230 228V227H229ZM119 229V228H118ZM117 229V231L119 232V230ZM126 229H127V226H126ZM138 229V228H137ZM175 229V228H174ZM183 229V228H181ZM185 229V227H184ZM207 229H209L207 227ZM216 229V228H215ZM224 229V228H223ZM112 230V229H111ZM115 230V229H113ZM142 230V228H141ZM146 230V229H145ZM151 230V229H150ZM188 230V229H187ZM214 230V229H213ZM123 231V230H122ZM128 231V230H127ZM172 231V230H171ZM176 231V230H175ZM192 231V230H191ZM201 231V230H200ZM212 231V230H211ZM210 231V232H211ZM114 232V231H113ZM113 232H112V235H113ZM139 232V231H138ZM183 232V231H181ZM193 232V231H192ZM209 232V231H208ZM209 232V233H210ZM71 233V232H70ZM107 233V232H106ZM109 233H110V230H109ZM155 232H153L152 234L154 235ZM179 233V231H178ZM184 233V232H183ZM187 233V232H185ZM7 234V233H6ZM111 234V233H110ZM119 234H122V233H119ZM151 234V233H150ZM109 235V234H108ZM107 235V236H108ZM123 235V234H122ZM140 235V234H139ZM214 236V234H213ZM9 237V236H8ZM109 237V236H108ZM107 237V239H108ZM123 237V236H122ZM118 238V237H117ZM9 239V238H8ZM38 239V238H37ZM126 239V238H125ZM133 239V238H132ZM184 239V238H183ZM7 240V238H6ZM11 240V239H10ZM110 240V238H109ZM112 240V239H111ZM145 240V239H144ZM117 241V239H116ZM158 241V240H157ZM48 242V241H47ZM112 242V241H111ZM115 242V241H114ZM133 242V241H132ZM82 243V242H81ZM120 243V242H119ZM122 243V242H121ZM133 243L136 244V241H134ZM183 243V241H182ZM5 244V243H4ZM57 244V242H56ZM135 244H133L135 246ZM153 244V243H152ZM151 244V245H152ZM123 245V244H122ZM148 245V244H147ZM155 245V243L153 244ZM181 245V244H180ZM217 245V246H216ZM223 245V244H222ZM6 246V245H5ZM150 246V245H149ZM182 246V245H181ZM4 247V246H3ZM7 247V246H6ZM136 247V246H135ZM183 247V246H182ZM2 248V247H0ZM28 248V250H27ZM138 248V247H136ZM175 248L179 251L176 250V254L174 253L175 252ZM126 249V248H125ZM123 248V251L125 250ZM139 249V248H138ZM47 250L51 253V257L49 258V262L45 260L41 261V263L39 264H45L46 262H48L47 264H96L95 260H94V252L92 250V248L90 247H86L85 245L83 244H80L78 242H72V241H67L65 244H62L61 246H54L51 245L47 248ZM116 250V249H115ZM133 250V249H132ZM184 250V249H183ZM136 251V250H135ZM119 252V251H118ZM130 252V251H129ZM184 253V252H183ZM198 253V255H199ZM4 252L3 251H0V255H3ZM131 254V255H133ZM119 255V254H118ZM180 255V254H179ZM197 255V256H198ZM7 256V255H6ZM37 257V256H36ZM122 257V256H121ZM128 257V256H127ZM184 257V256H183ZM200 257V256H199ZM129 258V257H128ZM127 258V262H129ZM122 258H120L118 260V262L116 263V261L112 260V261H105L103 264H121L122 263ZM126 259V258H125ZM124 259V260H125ZM153 260L154 262H150V260ZM206 259V258H205ZM123 260V261H124ZM181 260V261H182ZM125 264V263H124ZM128 264V263H127Z\"/></svg>","mask_w":264,"mask_h":264}]
</instances>
